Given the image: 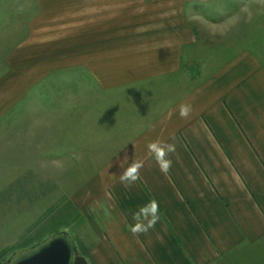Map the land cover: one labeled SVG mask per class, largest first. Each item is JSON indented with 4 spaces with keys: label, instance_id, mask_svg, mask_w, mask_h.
I'll use <instances>...</instances> for the list:
<instances>
[{
    "label": "rangeland",
    "instance_id": "obj_1",
    "mask_svg": "<svg viewBox=\"0 0 264 264\" xmlns=\"http://www.w3.org/2000/svg\"><path fill=\"white\" fill-rule=\"evenodd\" d=\"M87 6H189L174 16H184L179 32L190 41L162 64L139 57L133 27L123 34L96 19L112 57L88 58L87 20L103 10ZM243 51L264 65V0H0V264L60 232L88 259L87 217L119 178V162L134 159L142 133L175 100ZM173 61L175 72L156 73Z\"/></svg>",
    "mask_w": 264,
    "mask_h": 264
},
{
    "label": "crops",
    "instance_id": "obj_2",
    "mask_svg": "<svg viewBox=\"0 0 264 264\" xmlns=\"http://www.w3.org/2000/svg\"><path fill=\"white\" fill-rule=\"evenodd\" d=\"M195 1L202 0H184ZM188 7L87 6L88 13L103 10V18L87 20L93 28L88 58L112 57L99 39L105 30L94 29L97 19L98 27L117 26L123 34L133 27L141 37L135 40L139 57L162 64L180 59L190 37L179 32L187 26L184 16L174 13ZM139 27L149 29L139 36ZM175 71L173 61L156 73ZM87 72L94 74V66ZM182 104L191 105L187 117L179 114ZM149 141L175 144L167 172L149 152ZM133 154L143 161L138 179L131 185L112 180L108 195L93 199L96 211L87 217L95 236L87 256L93 264H264V65L255 53L235 55L175 100L142 133ZM151 199L159 204V219L147 232H132V211Z\"/></svg>",
    "mask_w": 264,
    "mask_h": 264
},
{
    "label": "clouds",
    "instance_id": "obj_3",
    "mask_svg": "<svg viewBox=\"0 0 264 264\" xmlns=\"http://www.w3.org/2000/svg\"><path fill=\"white\" fill-rule=\"evenodd\" d=\"M191 111L190 104H182L179 108V114L182 117H187ZM149 152L152 153L155 161L160 169L167 172L171 165V160L168 157L169 153L175 151V144L168 142L149 141L147 144ZM128 156H125L120 162V167L123 171L119 175V179L126 185H131L138 179L139 170L143 167V161L132 159L129 163ZM127 165L126 167L124 165ZM160 209L159 204L155 199L148 200L140 204L132 211L131 230L134 233L147 232L152 228L159 219Z\"/></svg>",
    "mask_w": 264,
    "mask_h": 264
},
{
    "label": "water",
    "instance_id": "obj_4",
    "mask_svg": "<svg viewBox=\"0 0 264 264\" xmlns=\"http://www.w3.org/2000/svg\"><path fill=\"white\" fill-rule=\"evenodd\" d=\"M7 264H89L66 232H60L33 247L25 256ZM75 261V262H74Z\"/></svg>",
    "mask_w": 264,
    "mask_h": 264
},
{
    "label": "flooded vegetation",
    "instance_id": "obj_5",
    "mask_svg": "<svg viewBox=\"0 0 264 264\" xmlns=\"http://www.w3.org/2000/svg\"><path fill=\"white\" fill-rule=\"evenodd\" d=\"M75 262V261H74ZM73 264V263H72Z\"/></svg>",
    "mask_w": 264,
    "mask_h": 264
}]
</instances>
